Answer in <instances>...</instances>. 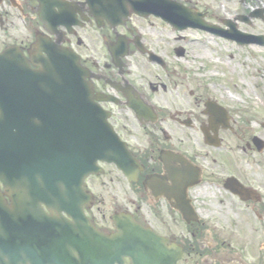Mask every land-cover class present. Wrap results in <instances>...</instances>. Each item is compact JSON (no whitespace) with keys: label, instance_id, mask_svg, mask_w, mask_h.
Wrapping results in <instances>:
<instances>
[{"label":"flooded vegetation","instance_id":"1","mask_svg":"<svg viewBox=\"0 0 264 264\" xmlns=\"http://www.w3.org/2000/svg\"><path fill=\"white\" fill-rule=\"evenodd\" d=\"M131 1L0 0V51L15 45L35 68L34 62L46 57L47 50L56 45L74 52L86 68L93 101L107 115L135 161L129 175L113 163L99 162L101 172L84 179V188L91 195L84 210L94 227L109 236L116 230L117 214H130L136 224L154 235L155 244L149 247L152 264H264V170L240 168L226 174L205 170L199 164V158L204 157L186 152L183 137L168 134L172 128L162 125L167 119L182 130L194 127L193 117L170 113L165 117L134 83L133 68L136 54L148 64L166 68L164 56L148 44L143 31L150 27L146 21L149 16L172 25L152 14L135 13ZM106 3L116 12H105ZM16 20L23 25L16 26ZM184 51L175 50L181 52L178 56ZM136 93L152 105L153 121L137 118L131 106ZM203 128L207 136L217 140L218 146L213 148L219 150L225 147L221 133L236 134L229 114L223 123L196 125L207 144ZM251 137L246 147L257 152L254 162L262 164L264 140L260 138L259 149ZM252 156L254 153L247 155ZM229 177L231 182L226 181ZM213 199L229 212L224 218L210 207L216 206ZM210 217L228 223L211 222ZM111 264L132 262L124 257Z\"/></svg>","mask_w":264,"mask_h":264},{"label":"water","instance_id":"2","mask_svg":"<svg viewBox=\"0 0 264 264\" xmlns=\"http://www.w3.org/2000/svg\"><path fill=\"white\" fill-rule=\"evenodd\" d=\"M130 8L161 16L177 29L196 27L239 44H264L263 35L241 32L229 20L228 30L208 24L174 0H132ZM103 10L116 12L111 3ZM47 53L31 68L17 47L0 52V264H111L121 256L152 264L147 248L155 239L130 215L115 217L117 231L106 236L84 214L90 200L84 178L101 171L98 161L113 162L126 175L135 162L94 103L78 56L58 46ZM131 106L139 120H153L151 107L138 96ZM206 112L211 125L226 118L213 102H206Z\"/></svg>","mask_w":264,"mask_h":264},{"label":"rangeland","instance_id":"3","mask_svg":"<svg viewBox=\"0 0 264 264\" xmlns=\"http://www.w3.org/2000/svg\"><path fill=\"white\" fill-rule=\"evenodd\" d=\"M179 1L202 12L205 21L210 24L227 29L223 20H231L242 32L264 35V16L262 19L252 18L249 23L238 18L264 8V0ZM146 21L150 27L143 34L148 44L164 56L167 66L161 69L155 63L148 64L136 54L134 83L158 110L165 113V117L170 113L194 119V127L182 130L167 119L162 125L172 128L173 132L169 130L168 134L183 137L186 152L199 153L204 157L203 160L199 158V164L205 170H220L225 174L240 168L264 170V153L260 155L262 164H257L254 162L257 152L246 147L247 141L251 143V136L264 140V46L238 44L235 40L198 28L177 30L154 16H149ZM138 22L143 24L141 20ZM15 25H23V21L16 20ZM178 48L185 50L182 56L175 52ZM235 86L248 91V94L236 91ZM228 91L238 98L229 99ZM208 100L221 104L236 128V134L232 137L220 134L225 143L220 150L204 144L202 135L196 131V125L208 123L207 115L202 113ZM242 149L248 150L242 152ZM253 153L252 158L247 157ZM213 158L216 161L213 162ZM218 194L222 195V199L226 198L224 194ZM212 201L215 202L214 199ZM210 207L222 218L229 213L217 204ZM213 220L228 223L224 219L210 217V221Z\"/></svg>","mask_w":264,"mask_h":264},{"label":"bare ground","instance_id":"4","mask_svg":"<svg viewBox=\"0 0 264 264\" xmlns=\"http://www.w3.org/2000/svg\"><path fill=\"white\" fill-rule=\"evenodd\" d=\"M252 49H255V48H252ZM235 90L238 91V90H241V92L245 93V94H248V91L246 90H243L242 88H240L239 86H235ZM227 97L229 99H237L238 97H236L234 94H232L231 92H227Z\"/></svg>","mask_w":264,"mask_h":264}]
</instances>
